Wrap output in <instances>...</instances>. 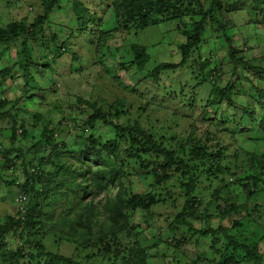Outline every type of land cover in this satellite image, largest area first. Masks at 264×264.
<instances>
[{"label":"rangeland","instance_id":"1","mask_svg":"<svg viewBox=\"0 0 264 264\" xmlns=\"http://www.w3.org/2000/svg\"><path fill=\"white\" fill-rule=\"evenodd\" d=\"M47 4L49 0H0V31L16 22L36 25L45 16ZM263 10L264 0H58L49 21L37 24L36 33L0 43V225L9 218H20L22 190L16 185L26 183L27 171L37 173L36 169L51 162L46 180L75 178L77 174H68L66 168L74 170L79 165L83 151L89 148V137L117 139L118 162L102 155L108 171L122 168L133 182L134 193H152L159 201L147 212L112 214L116 185H109L110 193L94 188L83 202L82 195L68 187L59 194L48 191L56 201L45 190L35 201L31 191L25 208L41 207V224L31 232L19 227L5 231L0 236V264H31L21 256L29 235L42 241L51 254L76 255L78 264H126L133 249L145 252L146 264H219L222 252L215 250L214 237L202 238L198 233L190 235L187 227L175 228L177 216L188 204L185 189L189 179L196 182L190 199L200 204L193 207L197 215L193 209L185 215L194 231L222 227L240 241L251 240L247 231L260 232L261 263L242 264H264V177L263 185H257L261 192L251 199L234 177L249 166L252 155L264 158L259 122L264 114V73L260 72L264 70ZM142 11L149 13L152 24L148 28L142 27L138 14ZM207 12L212 14L200 45L181 65V45L190 41L186 33ZM55 46L62 49L59 56L53 53ZM134 47L149 56L143 70L138 69ZM25 55L40 65L31 68L28 80L23 79L20 66ZM170 64L172 68H163ZM7 70L11 74L6 76L2 72ZM92 106L114 125L139 126L156 146L173 153L188 168L170 164L165 173L160 170L165 166L164 154L150 150L144 155L141 146L122 140L114 127L102 121L90 128ZM45 133L49 142L41 144ZM197 143L213 155L193 156ZM221 150L222 160L217 156ZM137 151V157L130 156ZM122 161L127 162L121 166ZM217 163L222 165L221 173ZM92 165L91 173L98 175L100 164L92 160ZM153 170H159L157 183L152 177L139 178ZM82 177H77L78 183L83 182ZM31 179L33 191L41 192L45 183H39L38 176ZM229 184L235 195L232 203L241 206V213H227L220 219L219 210L208 207L213 219L207 222L200 217L217 193L219 205L225 207L222 196ZM239 219H245L244 230L233 227ZM80 220L88 221L90 229L82 230ZM72 227L78 229L80 240L100 232L109 236L121 230L122 234L110 253L95 239V247L91 241L83 250L60 240L58 233L69 234ZM47 260L48 254L33 263Z\"/></svg>","mask_w":264,"mask_h":264},{"label":"trees","instance_id":"2","mask_svg":"<svg viewBox=\"0 0 264 264\" xmlns=\"http://www.w3.org/2000/svg\"><path fill=\"white\" fill-rule=\"evenodd\" d=\"M58 0H49V4H47L45 9V16L40 18L37 21V24H45L47 21H49V16L53 13L55 6L57 5ZM170 4V3H169ZM170 6V5H169ZM262 10V9H261ZM212 11V10H210ZM209 11V12H210ZM209 12L204 14L203 19L196 22L193 26H190L192 33L190 31L187 34L188 39L190 40L187 43H184L181 45V51H182V61L180 62L181 65H185L188 62V59L192 53L193 49H196L200 45V37L204 34L206 31V27L209 23V19L211 18V14L209 15ZM215 12V11H214ZM264 13V10L261 11ZM139 16L142 18V27L148 28L152 23L151 20H149V13L146 11H142L138 13ZM86 23H89L86 21ZM262 23L264 24V18L262 19ZM33 25L32 27H27V24L25 22H16L13 23L8 27L7 30L0 31V43H8L13 40H18L20 36H22L25 33H29L30 31L37 30L38 25ZM34 33V34H35ZM53 42H56V37H53ZM135 56L137 59V66L139 70H143L145 64L149 61V56L146 53L144 49L136 48L134 47ZM54 55L59 56L62 53V49H59L58 46L54 47ZM25 61L20 64L24 68V80H28L31 76V68L40 66L39 62H37L34 57L30 55H25ZM243 60V59H239ZM244 61V60H243ZM241 63H243L241 61ZM164 69H170L172 68V65H164ZM159 68L155 71V73L159 72ZM261 73H264V70H260ZM4 75H10L11 70L3 71ZM154 73V76H156ZM92 109L94 112V115L90 118V128H95V123L97 121H102L104 124L114 127V130L116 131L117 135L122 136V140L127 141L130 140L131 144H138L143 148L142 153L148 154L151 151L153 153H161L166 156L165 158V166H162L160 170H163V172L166 173V170L169 168L170 164L179 165L181 169H187V165L183 161H178L177 157L175 158V155L171 152H168L167 149L162 148L161 146H156L149 138L148 135L142 130L139 126L133 127L132 129H129L127 127H121L119 125H114L111 122H108L106 116L103 114V112L99 109H96L94 106H92ZM250 117H252L253 121L257 122L256 117L254 114H250ZM263 117L262 120H259L260 122V129L264 133V114L261 116ZM126 136V137H124ZM45 138L43 141H41V144L48 143L49 140L47 138V134L45 133L43 135ZM49 138L53 139V135L49 136ZM141 138V139H138ZM141 140V141H140ZM143 140V142H142ZM89 148L85 149L83 151V154L80 157L79 165L76 166L74 170L71 168H66L67 173L75 172L77 175H74L75 178H71V180L66 179L65 181H48L44 177L46 176L47 172L46 170H49L52 165L51 162L44 163L42 166L39 167L37 170V173H30L27 171L26 175V183H24L22 186L16 185L13 183L12 185L18 186L22 190V194L27 195V197H30V192L34 194L35 201L38 198V196L42 195L43 190H45L48 195L50 193L48 191L54 192L55 194H59L60 191L64 187H68L70 190L75 191L82 195L80 202H83L86 198H88L92 190L94 188L99 189L101 192H112V188L109 186L116 185L117 193L115 196V205L112 210V214L116 213H123L124 211H133V210H143L145 212L149 211L151 208L159 204V201L157 197L152 193H134L133 192V182L130 181L129 174H125L122 168L114 169L112 171H108V161L102 160V155L104 153L107 154L109 160H113L115 162H118V140L112 139V140H99L89 137ZM60 149V148H59ZM57 150V149H56ZM138 151L136 153V156L130 155L132 157L138 156ZM191 154L198 158H210L213 154H211L208 151L207 147H203L201 143H197L192 150ZM220 160H222L224 157V151L221 150L219 154L217 155ZM251 161L249 166L246 168L244 167L243 172L241 174L234 175L235 177V183L236 184H243L246 187V195L249 199L253 198L254 195L261 192V190L257 189V185L261 183L263 185V177H264V158L259 157L257 155H252ZM92 160H96L101 167L98 168V175L92 174ZM28 162L26 161L24 157V163L28 167ZM47 162V161H46ZM127 161H122L121 166L124 165ZM217 165L218 169H216L217 172H222V165L220 163L214 164ZM213 166V165H211ZM165 167V168H164ZM213 169V168H212ZM228 173H230L229 170H227ZM164 173V174H165ZM41 174V175H39ZM87 174V177H86ZM82 175L83 182L78 183L77 177ZM189 175V174H188ZM31 176H38L39 183H45V186H43L42 191H33L35 182L33 179H31ZM125 177L128 178V182L125 183ZM146 180V178L152 177L156 180V183L158 182V179L160 177L159 170L157 171H151L147 172L144 175L141 173L139 178H142ZM190 178V177H189ZM165 179V177H163ZM187 179V178H185ZM145 183V182H144ZM126 184L128 187H126ZM195 181H192V179H189V182L186 186L185 192L186 197L189 198L188 204H185L183 206V212L179 213L177 216V219L175 221V228L181 227H187L188 232L190 235H193V233H198L202 238H213V243L215 244V250H218L219 252H222V258L219 264H242L243 262H251L256 261L258 263H261V256L258 253V247H259V240L258 234H253L247 231L246 233L249 237H247L245 241L239 238L237 235H232L230 232H228L226 229L222 227H218L217 229L211 228V226H208L207 228L201 229L199 231H194V228L191 226V223H189L186 219V216L190 215L189 210L193 209V215H197V212L194 211L195 206H199L198 202H196L192 198V192H194L195 188ZM147 186L151 189L153 186L151 182L147 183ZM230 184L224 187V195L222 196L224 200L225 207L222 208L219 205L218 202V193L216 196H214V199L207 203V210L205 209L204 214H202V218L207 220L213 219L212 214H209L208 207H212L216 210H219L218 218L222 219L224 218L227 213H237L238 215L241 213V206H237L236 204H233L232 202L235 199V195L232 192V189L230 188ZM131 190V191H130ZM21 194V195H22ZM67 195V194H66ZM69 196V195H68ZM51 198H53L50 195ZM56 197H54L55 200ZM56 201V200H55ZM39 204V203H38ZM51 206V205H50ZM25 208V206H24ZM42 208L38 205H30L25 208V212H20V218L17 220L14 218H9L6 220L5 225H0V236L4 235L5 231L10 230L13 227H19L21 230H28L29 232L37 229V227L41 224V215H42ZM234 212H231V211ZM245 211L248 212V209L245 208ZM186 212L188 214L186 215ZM186 215V216H185ZM126 218V216H124ZM79 221V227L83 230L84 228L90 229L91 224L88 221H84L83 223H80ZM89 223V224H88ZM66 223L63 224L65 226ZM233 227L235 229H241L244 230L246 228L245 219H239L234 221ZM121 229V227H120ZM78 229L71 228V231L69 234H63L58 233L60 235V240L62 242L66 243H74L76 245L81 246L82 249H88L90 247L91 241L92 245L95 247L96 242L99 241L100 245H104V252L110 253L112 251V244L115 242V240H120V235L122 234L121 230L119 231H110L111 233L109 236L111 237L110 241H107V238L109 236H106V233L100 232L96 235H86V238L83 240L78 239ZM91 233V232H90ZM212 236V237H211ZM257 236V237H256ZM93 239L96 240V242L93 241ZM182 239L179 241L181 242ZM186 241V240H184ZM180 242L176 245H180ZM25 251H21V256L29 259L31 264H34L33 262L36 261L40 256L43 259L45 255L48 254V260L45 262V264H78L77 261L74 259L76 255L72 257H66L61 256L57 254H51L47 251L46 247L43 245L42 241H39L37 238H33L32 235H29L25 238ZM92 247V246H91ZM81 251V250H80ZM77 252V251H76ZM17 253H14L16 255ZM131 257L126 259V264H146V255L145 252L140 249H133L130 251ZM92 258L91 255L87 257V261L90 262V259ZM125 260V259H123ZM38 264V263H36ZM39 264H41L39 262Z\"/></svg>","mask_w":264,"mask_h":264},{"label":"built area","instance_id":"3","mask_svg":"<svg viewBox=\"0 0 264 264\" xmlns=\"http://www.w3.org/2000/svg\"><path fill=\"white\" fill-rule=\"evenodd\" d=\"M26 200H27V195H25V194H22V195L19 197V204H20V206H21V211H22V212H25V208H24V206H25V202H26Z\"/></svg>","mask_w":264,"mask_h":264}]
</instances>
